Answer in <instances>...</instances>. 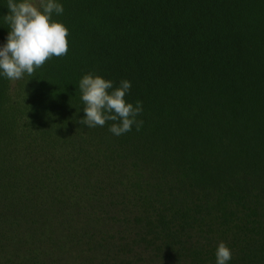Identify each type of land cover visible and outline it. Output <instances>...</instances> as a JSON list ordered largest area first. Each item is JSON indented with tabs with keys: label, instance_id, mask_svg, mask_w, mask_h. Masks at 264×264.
Here are the masks:
<instances>
[{
	"label": "trees",
	"instance_id": "trees-1",
	"mask_svg": "<svg viewBox=\"0 0 264 264\" xmlns=\"http://www.w3.org/2000/svg\"><path fill=\"white\" fill-rule=\"evenodd\" d=\"M57 2L67 54L0 76V264H264V0ZM88 73L139 131L78 123Z\"/></svg>",
	"mask_w": 264,
	"mask_h": 264
},
{
	"label": "clouds",
	"instance_id": "clouds-1",
	"mask_svg": "<svg viewBox=\"0 0 264 264\" xmlns=\"http://www.w3.org/2000/svg\"><path fill=\"white\" fill-rule=\"evenodd\" d=\"M8 13L3 19L9 26L6 43L0 46V76L20 80L25 74L32 76L52 57H62L68 51V29L52 19L63 13L57 0H7ZM84 105V117L79 124L88 128L103 127L113 122L109 132L120 136L132 130L139 131L143 121L137 117L143 108L125 100L131 83L121 80L118 87L91 73L85 74L78 84ZM215 264H227L232 258L230 249L220 242L215 251Z\"/></svg>",
	"mask_w": 264,
	"mask_h": 264
}]
</instances>
